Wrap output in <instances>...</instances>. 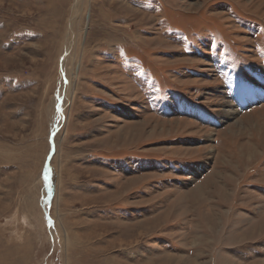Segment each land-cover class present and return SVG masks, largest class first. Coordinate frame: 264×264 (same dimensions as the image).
<instances>
[{
    "label": "rangeland",
    "instance_id": "rangeland-1",
    "mask_svg": "<svg viewBox=\"0 0 264 264\" xmlns=\"http://www.w3.org/2000/svg\"><path fill=\"white\" fill-rule=\"evenodd\" d=\"M0 264H264V0H0Z\"/></svg>",
    "mask_w": 264,
    "mask_h": 264
},
{
    "label": "bare ground",
    "instance_id": "bare-ground-1",
    "mask_svg": "<svg viewBox=\"0 0 264 264\" xmlns=\"http://www.w3.org/2000/svg\"><path fill=\"white\" fill-rule=\"evenodd\" d=\"M243 98V97H242ZM255 99H257V96L256 95H254V94H247L246 95V98H245V102L244 103H246V104H250L251 102H253V101H255ZM242 102V101H241ZM245 104V105H246ZM234 112L235 111H233V109L232 108H228L227 107V109H226V111H225V114L226 115H230V116H232L233 114H234ZM195 115L198 117V118H200V119H204V117L201 115V114H199V113H195ZM227 117H229V116H227Z\"/></svg>",
    "mask_w": 264,
    "mask_h": 264
}]
</instances>
